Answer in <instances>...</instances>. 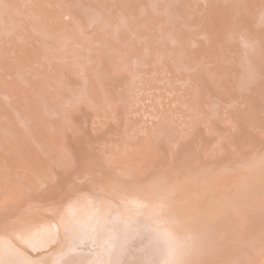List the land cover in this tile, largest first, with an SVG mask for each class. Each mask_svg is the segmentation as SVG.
<instances>
[{
  "label": "bare ground",
  "instance_id": "1",
  "mask_svg": "<svg viewBox=\"0 0 264 264\" xmlns=\"http://www.w3.org/2000/svg\"><path fill=\"white\" fill-rule=\"evenodd\" d=\"M258 2L264 0H0V261L49 264L36 254L49 244L59 249L55 264L80 263L83 257L65 245L77 222L82 239L90 238L96 223L101 226L96 240L115 232V244L126 247L122 264L243 263L253 244L264 241V217H257L264 213V193L259 196L264 159L225 173L221 165L227 161L216 156L219 149L211 164L208 154L198 156L208 153L207 139L194 143V151L173 146L191 144L185 132L197 129L189 125L190 117L207 119L203 129L218 133L212 130V139L232 137L231 159H247V142L264 143L256 132L264 131V31L251 28L264 26V4L256 11ZM234 26L241 34L227 37ZM228 38L251 48L234 52ZM171 44L180 49L183 72L170 66L179 58L165 54ZM225 91L240 104L226 110L228 118L230 112L236 115L230 116L231 125L221 123ZM146 97L159 100V106H150L152 114L144 109L150 104ZM154 109H163L155 115L159 122L151 120ZM248 119L255 128L245 125ZM64 120L70 121L67 128ZM87 129L92 132L85 138ZM108 132L114 139L107 147L102 141ZM162 135L167 140L158 142ZM85 139L94 142L86 147L89 156L75 160L79 165L69 174L71 153L77 154ZM63 145L71 151L69 160ZM172 147L175 157L167 158ZM187 156L192 159L185 162ZM176 161L175 169L169 168ZM204 162L198 173L188 172ZM50 163L57 171L54 179ZM95 168L109 177L115 171L113 184L104 180L93 186ZM146 170L163 179L161 186H141ZM79 205L83 209L75 210ZM117 222L134 224L148 240L131 242L134 234L105 229ZM153 235L166 238L168 248L155 247L159 239L154 244ZM237 242L244 246L236 247ZM103 245L112 249L114 242ZM241 247L242 259L228 257Z\"/></svg>",
  "mask_w": 264,
  "mask_h": 264
},
{
  "label": "rangeland",
  "instance_id": "2",
  "mask_svg": "<svg viewBox=\"0 0 264 264\" xmlns=\"http://www.w3.org/2000/svg\"><path fill=\"white\" fill-rule=\"evenodd\" d=\"M261 4H262V6H261ZM263 4H264V2H262V3H260V2H258V4L256 5L257 7H256V9H255V7H253V9H255L256 11H259V10H261V8H263ZM261 6V7H260ZM186 9V10H185ZM183 10H184V18L186 19H183V20H185V21H187V20H189V16H190V14L188 13L189 11H188V9L187 8H183ZM254 10V11H255ZM164 24V28H166V29H169L170 28V24L169 23H167L166 24V22L165 23H163ZM166 25H170L169 26V28H168V26H166ZM264 25V24H263ZM166 26V27H165ZM233 28V29H232ZM251 28H254V30H256V31H259V32H261L262 31V29H263V31H264V26H261V28L256 24V23H254V24H252V26H251ZM225 29V28H224ZM223 29V30H224ZM170 30V29H169ZM191 30V31H190ZM193 31V34L195 33H197V34H199L200 36H199V38H202V40H204V37H203V34H202V32H201V34L199 33L200 31H195V29L193 30V29H189L188 30V32L190 33V32H192ZM224 31H226V30H224ZM234 32V33H233ZM241 30H240V28L239 27H237V26H234V27H231V28H228V31H226V36L228 35L229 36V34H235V33H237V34H241ZM236 35V34H235ZM227 36V37H228ZM226 37V38H227ZM194 39L195 40H197V38H195L194 37ZM226 40H228L229 41V43H228V46L229 47H231L232 49H234L233 51L234 52H236L237 51V49L235 50V48H238V49H241V50H243V48H251L250 46L251 45H249V44H243V43H238L237 41H235V39L232 41V40H229V38L228 39H226ZM224 41H225V39H224ZM223 41V42H224ZM157 42L159 43L160 41L159 40H157ZM192 42V41H191ZM191 42H189L190 44H186L189 48L191 47V48H193V46L194 45H192L191 44ZM197 42V41H196ZM226 42V41H225ZM224 42V43H225ZM232 43V44H231ZM69 44V43H68ZM195 44V43H194ZM223 44V43H222ZM226 44V43H225ZM224 44V45H225ZM176 44H174V46H173V44H171V45H169V46H167L166 48L168 49V51H165V52H168V53H165V54H170L169 56L170 57H174V54H175V56H179V58H173V60L174 61H171L170 60V62H171V64H170V66H172V67H174V66H176V69L178 70V71H181V70H183V66H182V64H183V58H180V57H182L181 56V54L179 53V51H180V49H178V48H176V46H175ZM183 45H185V44H183ZM161 46V45H160ZM156 47H158V48H162V47H164V46H161V47H159L158 46V44H157V46ZM174 47V48H173ZM227 48V47H226ZM230 48V49H231ZM229 49V48H228ZM59 50V49H58ZM57 50V53H59L60 51H58ZM63 50V49H62ZM173 50V51H172ZM177 50H178V52H177ZM162 51V50H161ZM154 52H159V50L157 49V50H155ZM177 52V53H176ZM153 53V52H152ZM160 54V53H159ZM156 55H157V53H156ZM80 57H82V55H79ZM52 61V60H51ZM75 61V60H74ZM76 61H78V60H76ZM79 62V61H78ZM80 62H82V60H81V58H80ZM65 63H68V62H65ZM229 64V63H228ZM69 66H67L66 64H65V66L66 67H69V69H73V64L71 63V62H69V64H68ZM174 65V66H173ZM181 72H183V71H181ZM180 72V73H181ZM72 76V75H71ZM174 85V84H173ZM263 85H264V83H263ZM176 87V86H175ZM226 92V94H225V96L224 97H226L227 98V100H225V102H226V105H224L223 103H222V105H224V106H226V108H225V110H224V108H223V106L220 108L221 110H223V111H225V112H221V116H222V119H221V123H223L224 125H227V124H229V120H231L232 118L230 117V116H236V115H233V112H230V113H228L229 114V118L227 117L228 115L227 114H225L226 113V110H230V108H233V106L235 105V107H234V109H236V107L238 106V107H240V104L239 105H237L238 103H234V102H236L235 101V97H233L234 99H232V93L231 92H227V91H225ZM172 94H171V96H173V92H171ZM174 95H175V93H174ZM231 95V96H230ZM228 96V97H227ZM225 98V99H226ZM140 99V98H139ZM231 99V100H230ZM237 100H239L238 98H236ZM142 102H143V99H140ZM145 100L147 101V102H150V104H149V106L146 104V107L144 108V109H146V110H150L149 111V113H151V107H152V104L153 105H158L159 106V100H154V101H151L150 100V97H146V99L144 98V103H145ZM232 101V103L230 104V101ZM264 102V101H263ZM234 104V105H233ZM151 106V107H150ZM232 106V107H231ZM148 107V108H147ZM150 107V108H149ZM223 108V109H222ZM160 109V108H159ZM188 109V108H187ZM162 110L163 109H161V110H159V111H157L156 109H154V117H153V119L151 118V120H153V121H156V122H159L160 121V117H158V116H155V115H157V113H160V112H162ZM183 112V115H186V114H184V112H185V110H183L182 111ZM182 112H181V114H182ZM152 114V113H151ZM262 114H264L263 112L260 114V116H261V119H264L263 117V115ZM223 115H224V117H223ZM226 117V118H225ZM231 118V119H230ZM180 119V118H179ZM205 118H202V119H199V117L198 118H194V119H191V117L190 118H188V121H189V125H192V126H194L195 127V130L197 129V131L195 132V133H193L192 131H189V133H186L185 132V134H186V137H187V139L189 138V140L191 141V144L189 145V146H187V145H184L185 147H182L179 143H180V141H179V143L177 144V145H174L173 147H177L178 148V151H179V148L181 147V149L182 150H185L186 148H188V149H190L191 148V150H195V148L194 147H192V146H194L195 144L194 143H196V142H198L199 144H201V139H204V140H208V142H209V144H210V148L209 149H207V151H208V153L207 152H205V150L204 151H200L199 153H198V156L199 157H207V154L209 155V159H207L206 160V162H208L207 164H211L212 162H213V152L214 151H216L215 149L217 148V149H219V151H218V154L216 155L220 160H226L227 161V163H225V165L224 166H222L221 165V167L222 168H224L222 171L224 172V170H225V173H226V171H227V168H228V172H229V170H230V168L231 167H233V166H238L239 167V165H241L243 162L246 164V166H248V165H251V164H254V162L255 161H257L256 159H258V162H260L261 160L263 161V159H264V143L262 142L261 144H259V143H257V145H256V143H255V145L253 144V143H249V142H247V144H246V146L248 147H246V150L244 151V153H243V156L245 155L246 157H247V159L244 161H241V160H239L240 158H237V156L235 157V156H233L232 157V159L230 158V154H231V151L236 147V145L234 144V142H233V140H232V137L229 139V138H227V140L223 137V138H219V137H217V139L215 140V139H212V137H211V135H213V133H211L212 132V130H213V132H216L217 133V131H215L214 130V128L211 130V132L209 131V130H204L203 128H205L204 127V125L206 124V122H205V120H207V119H205ZM61 120V119H60ZM93 120V119H92ZM65 121V120H64ZM64 121H61V123H62V126L64 127V128H67L70 124H67L68 122H70V121H68V120H66L65 122ZM90 121V120H89ZM152 121V122H153ZM177 122L179 121V120H176ZM225 121H226V123H225ZM92 122V121H91ZM208 122H210V121H208ZM253 122H255L254 120H247L246 121V126L248 125V126H250V127H252V128H255V127H253L254 126V123ZM248 123V124H247ZM256 123V122H255ZM209 124V123H208ZM207 125V124H206ZM229 125H231V122H230V124ZM256 125V124H255ZM185 129H187L188 127L187 126H183ZM199 127L202 129V130H200V131H198V129H199ZM231 129V128H230ZM229 129V130H230ZM182 130V129H181ZM232 130V129H231ZM90 131V132H89ZM233 132L232 133H234L235 131H234V129L232 130ZM263 131V128H261L260 127V129L258 130V131H256V132H259L260 134H262V136H263V139H264V131ZM91 132H92V130L91 129H87V130H85V133H84V136H85V138H86V136L88 135V136H90L89 134H91ZM165 134V133H164ZM218 134V133H217ZM163 137L161 138V139H159L158 140V142H162V141H166L167 139V137L165 136V135H162ZM107 137H111V134L108 132V133H106L105 134V138H104V140L102 141V143L105 145V146H111V141L114 139L113 137H111L110 139H108ZM193 137V139H191ZM194 138H197V140L196 141H194ZM137 141H139V139L137 140ZM105 142H106V144H105ZM141 142V141H140ZM156 143H157V141H155ZM84 144H85V146H84ZM92 144H94V142H93V140L92 139H85V142L84 143H82V147H80L79 149H78V151H77V154L75 155L73 152L71 153L72 154V156L70 157V152H69V150H68V148H67V146L65 147V145H63V147H64V149H65V154H66V156H67V159L69 160V157H70V160L71 161H69V162H72L74 165H72V163H71V166H69L68 167V169L66 170V171H68V173L70 174V173H72V171L70 172V170H71V167H72V169H74V168H76V165L78 166L79 164H77V163H80V160L79 159H81V160H86V156L88 155L89 156V154H88V151H86V147H88V146H91ZM155 144V143H154ZM241 145H243L242 147H244L245 148V146H244V143H241ZM252 145H254V146H252ZM260 145H261V147H260ZM251 146V147H250ZM258 146V147H257ZM92 147V146H91ZM106 147V148H107ZM173 147H172V149L170 150L171 152H170V154H168V155H166L167 156V158L169 157V156H171V158H173V157H175V153H172L173 151ZM199 149V148H198ZM213 149V150H212ZM84 151V152H83ZM86 151V152H85ZM69 152V153H68ZM90 152V154H92V152L93 153H96L97 152V150L95 151H89ZM180 152V151H179ZM80 153V154H79ZM85 154V155H82V154ZM249 153V154H248ZM73 154H74V157H73ZM195 154V153H194ZM212 154V155H211ZM247 154V155H246ZM69 155V156H68ZM77 155H78V157H77ZM80 155V156H79ZM94 155V154H93ZM211 155V156H210ZM81 156H82V158H81ZM262 156H263V158H262ZM85 157V158H84ZM195 157H197V155H195ZM258 157V158H257ZM260 157H261V159H260ZM74 158V159H73ZM230 158V159H229ZM256 158V159H255ZM78 159V160H77ZM162 159V158H161ZM192 159V156H187L186 158H185V162H188V161H190ZM206 159V158H205ZM251 159V163L250 164H248L249 163V161L248 160H250ZM252 159H255L254 160V162L252 161ZM259 159H260V161H259ZM75 160H77L76 162H75ZM184 159H181V161H183ZM231 160V161H230ZM236 160V161H235ZM79 161V162H78ZM225 161V162H226ZM75 162V163H74ZM206 162H204V164H202V163H197V164H193L192 166H189L188 167V172H193V174H195V172H197V170L198 169H200V168H202V166H205V165H207L206 164ZM253 162V163H252ZM176 163V164H175ZM236 163V164H235ZM76 164V165H75ZM173 163H170V167L169 168H173L174 167V169H175V167L177 166V164H178V161H176V162H174V165H172ZM54 164H52V163H50L49 165H47V168H48V171L50 172V173H52V172H54L53 174H51V176L52 175H55L56 174V172L57 171H55L54 169ZM53 168V169H51V168ZM230 167V168H229ZM179 168V167H178ZM234 168H237V167H234ZM232 169V168H231ZM51 170V171H50ZM83 170V169H82ZM102 170H99V171H97V169L95 168V172H93V174L91 175V180L92 181H95V179L96 180H99V179H104L105 181H106V183L108 184V183H111V184H113L112 182H114L115 181V179H113V177L115 178V171H112V175H110L111 177H109L108 175L109 174H106V172H104V171H102V174L100 173ZM82 172V171H81ZM83 172H84V170H83ZM115 172V173H114ZM150 173V171H148V170H146V172H145V174H147V173ZM198 173V172H197ZM243 172L241 171V173H239V174H242ZM98 175V176H97ZM170 174H168V175H166L165 174V177H168ZM102 176V177H101ZM113 176V177H112ZM93 177V178H92ZM106 177V178H105ZM109 177V178H108ZM50 178V177H49ZM52 178L54 179V178H56V175H55V177H53L52 176ZM158 178V179H157ZM156 178V176H148V174H147V176H146V178L144 179V183H143V181H142V185L141 186H143V185H153V183H155V181H161V180H163V179H160L159 177H157ZM53 179H48L49 181L50 180H53ZM83 181H85L84 179H83ZM81 182V181H80ZM40 184V183H39ZM41 186V185H40ZM44 187V186H43ZM42 187V188H43ZM45 189V188H44ZM44 189L42 190L41 188H40V190H42L43 192H44ZM65 189V188H64ZM65 192H64V194L66 193V190H64ZM64 194L63 193H61V197L62 196H64ZM67 195V193L65 194V196ZM70 195V194H69ZM68 200H69V198H67V199H63L62 201H61V203L60 204H62V203H66L67 204V202H68ZM56 204V203H55ZM57 206H59L58 204H56ZM57 206H55V207H57ZM79 207V208H78ZM71 209L73 208V207H70ZM73 209H75V206H74V208ZM79 209H83V208H81V205H79V206H77V208L75 209V210H79ZM86 210H90V211H92L91 213H94V214H96L98 211H96V210H94V209H86ZM80 211H83V210H80ZM75 212V211H74ZM99 213V212H98ZM244 214H242L241 216H243ZM77 223V222H76ZM76 223L74 224V225H72L71 227H72V231H73V234L71 235V240L69 241V243H67V244H65L66 245V247H68V248H72L73 247V249L74 250H72V249H70V251H73L71 254H75V255H79V256H82L83 258H82V260H80V263H78V264H122V261H121V259H122V257H124V256H122V255H124L123 253L125 252V250H126V247H122L123 245H121V246H119V245H117V244H115V241L118 239L117 237V235H116V233L114 232V234L113 233H111L110 235H108L107 236V238L108 239H106V240H104V238H102V236H101V234H100V236L101 237H99V239H95V238H97V236H99V234L98 233H100V231H101V226L100 225H98L99 223H96L94 226H92V228L90 229V234L88 235V236H90V238H88V239H82L81 237L79 238L78 236H77V234H78V230L79 229H81V228H79L78 227V225H76ZM106 226V230H110V231H113V230H118V233L120 234V235H123V236H127V235H131V234H134L132 237V239H131V242L132 241H136V240H141V239H144V240H146L147 239V237H144V236H141L140 235V233H141V229H139L138 227H136L134 224L133 225H129V224H127V223H123V222H117V223H113V224H108V225H105ZM79 228V229H78ZM139 229V230H138ZM70 236V235H69ZM68 236V237H69ZM62 237V236H61ZM153 238L151 239V241L153 242L154 241V244L156 243V241L159 239V241L157 242V244L156 245H154L155 247L157 246L158 247V249L159 250H161V251H164L165 250V248H168V246H169V244H168V241L166 240V238H162V237H157V236H155V235H153L152 236ZM124 239H126V237H123ZM62 239H64V238H62ZM1 240V239H0ZM104 240V241H103ZM130 240V239H129ZM148 240V239H147ZM63 242H65V239L63 240ZM103 242L106 244L107 242L109 243V244H111L112 242H114V246L112 247L111 246V248L112 249H107L104 245H103ZM126 242H128V240L126 241ZM131 242L129 243V244H131ZM1 244H3V243H1ZM122 247V248H121ZM156 249V248H155ZM59 249H58V247H54V246H51L50 247V245L49 244H46L44 247H42L41 248V250L39 251V252H37L36 254H38L39 256H40V259H44V260H46V262L47 263H49V264H55V261L53 260V254H56V253H58L59 251H58ZM45 251V252H44ZM28 252H30V251H28ZM41 252V253H40ZM107 252V253H106ZM29 254V253H28ZM32 254V253H31ZM36 254L34 255V256H36ZM43 254V255H42ZM163 255V254H162ZM111 256L113 257V258H115L113 261H111ZM120 257V259L117 261V259ZM38 258V257H37ZM54 262V263H53ZM157 261H155V260H152V263H150V264H154V263H156ZM216 264H217V262H215ZM0 264H15V262L12 260V261H10V260H8L7 258H3L2 259V261H0Z\"/></svg>",
  "mask_w": 264,
  "mask_h": 264
},
{
  "label": "water",
  "instance_id": "3",
  "mask_svg": "<svg viewBox=\"0 0 264 264\" xmlns=\"http://www.w3.org/2000/svg\"><path fill=\"white\" fill-rule=\"evenodd\" d=\"M260 162H258V163H255V164H259ZM252 165V164H251ZM248 167H250V165H248ZM104 181V179L102 180V179H99V180H95V181H92V183H93V186L96 184V183H98V182H100V183H102ZM161 184H162V181H161ZM161 184H160V181H155V183H153V185H151V186H155V185H159V186H161ZM264 187V186H263ZM260 192H259V196L262 194V193H264V189H263V191L262 190H259ZM262 201H263V198H262ZM263 212L261 211V212H259L258 214H257V217H258V219L259 220H262L263 218L262 217H264L263 216ZM240 235H242L241 233H240ZM251 236H252V234H251ZM249 238H250V236H248ZM243 238H245V236L243 235ZM246 239H247V237H246ZM257 239V238H256ZM234 245H236V247H240V246H242L243 244H241L240 242H237V243H233ZM233 244H231V245H233ZM254 246L253 247H255V250L252 252V251H250L249 253H250V255L249 256H244L243 255V263H240V264H264V241L262 240V239H258L257 240V242L255 243V244H253ZM230 246V245H229ZM244 246V245H243ZM242 248V247H241ZM241 251H243V248H242V250L239 248V249H236V252L234 251V252H232V254L231 255H228V257L230 258V256H233V255H235V256H233V257H235L234 259H237V258H240V259H242V256L240 255L241 253H239V252H241ZM243 252H245V251H243ZM234 253V254H233ZM232 257V258H233ZM228 258V259H229ZM241 261V262H242Z\"/></svg>",
  "mask_w": 264,
  "mask_h": 264
}]
</instances>
